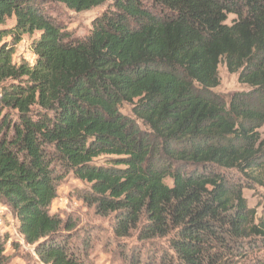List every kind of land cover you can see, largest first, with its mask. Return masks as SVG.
Here are the masks:
<instances>
[{
	"label": "trees",
	"instance_id": "obj_1",
	"mask_svg": "<svg viewBox=\"0 0 264 264\" xmlns=\"http://www.w3.org/2000/svg\"><path fill=\"white\" fill-rule=\"evenodd\" d=\"M107 1L0 0V25L14 21L0 32V203L43 264H90L50 213L62 172L116 237L166 239V264H264V216L243 197L264 186V0H113L82 40L40 7ZM34 33L33 63H14ZM222 62L247 88L228 104L212 92ZM4 251L0 238V264Z\"/></svg>",
	"mask_w": 264,
	"mask_h": 264
},
{
	"label": "rangeland",
	"instance_id": "obj_2",
	"mask_svg": "<svg viewBox=\"0 0 264 264\" xmlns=\"http://www.w3.org/2000/svg\"><path fill=\"white\" fill-rule=\"evenodd\" d=\"M112 2L113 0H108L100 6L81 12L69 10L62 4L41 3L40 7L57 22L63 32L69 34L70 39L82 40L89 34L92 21L109 9ZM13 25L14 21L8 19L0 25V32L11 29ZM36 38L38 33L22 36L21 41L14 47V63L18 64L20 61L33 63L31 44ZM10 40L9 36L3 35L0 38V45ZM218 75L219 85L213 88L212 92L219 95L226 104L233 93L247 90L239 83L238 74L229 73L223 62L218 66ZM119 111L122 115L135 120L129 105L123 104ZM136 123L141 130H147L141 122ZM259 133L264 139V125L259 129ZM105 160L100 158L95 163L101 165ZM60 176V180L56 182L57 195L50 206V213L63 221V229L69 226L64 233L71 237V247H79L85 251L90 264H166L172 255L166 239L138 240L135 232L127 238L116 237L112 229V216L97 215L93 207L80 199V192L88 190L89 186L76 179L72 173L62 172ZM166 184L171 186L169 180H166ZM243 197L248 207L255 209L257 217L264 216V186L252 190L245 189ZM0 238L5 242L4 254L8 264H43L33 246L24 243L18 232L17 219L1 203ZM259 257L262 260L264 254H259Z\"/></svg>",
	"mask_w": 264,
	"mask_h": 264
}]
</instances>
